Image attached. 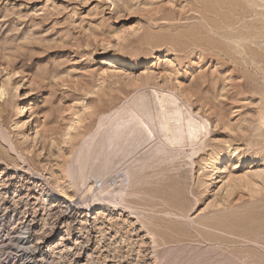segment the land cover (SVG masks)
Masks as SVG:
<instances>
[{"label": "rangeland", "instance_id": "rangeland-1", "mask_svg": "<svg viewBox=\"0 0 264 264\" xmlns=\"http://www.w3.org/2000/svg\"><path fill=\"white\" fill-rule=\"evenodd\" d=\"M117 111L172 129L97 178ZM0 264H264V0H0Z\"/></svg>", "mask_w": 264, "mask_h": 264}, {"label": "bare ground", "instance_id": "bare-ground-1", "mask_svg": "<svg viewBox=\"0 0 264 264\" xmlns=\"http://www.w3.org/2000/svg\"><path fill=\"white\" fill-rule=\"evenodd\" d=\"M113 60V59H112ZM132 66H136L135 63H132ZM20 85V84H19ZM19 88V87H18ZM180 99V98H179ZM184 103V102H183ZM187 106V105H186ZM191 111V110H190ZM118 113V111H117ZM170 113L172 114H175V115H178V116H181L183 115L182 112L180 111V109H175L173 111H171ZM122 115V114H121ZM191 115L195 116L199 121V124L200 126L204 129L206 128V123L207 121L200 118L199 116L197 115H194L191 111ZM122 116H120V113L116 114L114 118H111V119H107L104 120L103 122V125L106 127L108 125L106 124H109V126L107 127V131H103L105 132V136L103 138H100L101 140H98V141H101V144H100V151H99V154L100 152H102L101 154H103V164L99 170V172H97V175H94L93 173V176H96L97 178H101L103 176H105L107 174V172H109V170L111 171V167L114 166L112 165V159L115 158V161L117 160L116 157L120 154V153H123V152H127L130 154L131 151H135L134 148L136 147H139L140 145H142L144 142H147V141H150V140H154L155 137L161 132L163 133L161 137H164L167 136V132L169 133L170 130L172 129L171 128V125L169 124V122L166 120V121H160L158 125H155L151 120H148V119H144L142 117H140L136 112L132 111L130 113V119L128 120H123V121H120ZM172 117V116H171ZM194 117V118H195ZM108 118V117H107ZM191 118V116H189V119ZM125 119V118H124ZM195 119V120H197ZM122 120V119H121ZM193 120V119H192ZM109 122V123H108ZM189 124V123H188ZM208 124V123H207ZM103 128V127H102ZM208 129V128H207ZM206 129V130H207ZM205 130V131H206ZM100 131V130H99ZM179 131V136L181 137L182 136V133L183 131L182 130H178ZM196 133V129L192 126H189V129H188V134L193 137ZM100 133H96L92 136H90L86 142H85V145H86V148L84 150H80L78 152V154L75 156V159H74V162H72V166H71V170L74 171L75 175H77L78 177H80V181H82L83 183H86V181L89 179V174L90 171L92 168H93V164L96 163L97 159L99 158L98 157V154H96V156L93 155V147H94V143L96 142L97 140V137L99 136ZM170 135V134H169ZM178 135V134H176ZM208 135V134H207ZM184 136V135H183ZM100 137V136H99ZM174 137L176 138V136L174 135ZM4 138V137H3ZM154 138V139H153ZM165 139V137L163 138ZM192 139V138H191ZM196 139V138H195ZM157 140V139H156ZM161 140V139H159ZM175 140V139H174ZM7 141V140H6ZM180 141V140H179ZM157 142V141H156ZM167 143V141H165ZM170 142V141H169ZM172 142V141H171ZM161 143V142H160ZM159 143V144H160ZM158 144V143H157ZM178 144V143H177ZM10 145H12L10 143ZM145 145V144H143ZM142 145V146H143ZM155 146L156 148V144H152ZM154 146H151V147H154ZM160 146V145H158ZM157 146V148H158ZM162 146V145H161ZM141 147V146H140ZM139 147V148H140ZM146 147V146H145ZM12 148V147H11ZM130 148V150H129ZM138 148V149H139ZM82 149V148H81ZM154 149V148H153ZM159 149V148H158ZM156 149V150H158ZM161 150V149H160ZM126 155H129V154H126ZM125 155V156H126ZM121 156V154L119 155ZM124 156V155H123ZM121 157L122 159L124 157ZM22 157V156H21ZM128 157V156H126ZM100 159V158H99ZM125 159V158H124ZM117 162V161H116ZM121 161H119L120 163ZM114 163V162H113ZM117 163V164H119ZM116 164V165H117ZM91 168V169H90ZM9 168L8 167H4L2 168V171L1 173H6L7 170ZM12 169V168H11ZM17 170L19 168H16ZM21 170V168H20ZM126 170V169H125ZM24 172V170H23ZM71 172V171H69ZM93 172V171H92ZM33 175L34 173L31 172ZM138 173L135 169L133 168H127V170L121 174V176L123 177L122 178V183L123 186H126L129 184V182H131V176L133 177L134 174ZM16 174V173H15ZM26 174V173H25ZM29 174V173H28ZM73 174V172H72ZM72 176V175H71ZM91 176V175H90ZM135 176V175H134ZM22 177V176H21ZM35 177V176H34ZM92 177V176H91ZM43 181V180H42ZM96 181V180H95ZM82 183V184H83ZM85 185V184H83ZM87 185V183H86ZM99 186V185H98ZM129 186V185H128ZM83 187V186H82ZM95 187V186H94ZM124 188V187H123ZM44 189V188H43ZM46 190V189H45ZM91 190V189H90ZM119 190V189H117ZM125 190V189H124ZM17 188L16 189H13V196L12 198L15 199V197L17 196L16 193H17ZM95 191V190H94ZM100 191H103L100 190ZM46 192V191H45ZM49 192V191H48ZM4 193V192H3ZM5 193H7V191H5ZM125 194V193H124ZM5 195V194H4ZM11 196V194H10ZM65 194L64 192L60 191V190H54L52 191L51 193H48L46 195H43L42 198L45 201H48V198L46 197H51V200H61L62 198H64ZM6 197H7V194H6ZM96 197V196H95ZM70 198V197H69ZM99 200V198L97 199ZM69 201V200H68ZM3 202V201H2ZM19 202V201H18ZM71 202V201H70ZM6 203V202H4ZM69 203V202H68ZM73 203V202H72ZM117 203V202H116ZM112 201H109L107 203L105 202H101V205L98 206L99 204L98 203H93L92 205H89V204H86V208L83 209L85 211V222L88 224L89 222V218L91 217V214H93V212H96L100 209H104V210H108V211H114V210H117L120 205L119 204H116ZM3 204V203H2ZM56 204V203H55ZM54 204V205H55ZM80 204V203H79ZM18 205V204H17ZM57 206V205H56ZM61 206V205H60ZM69 206L70 208L72 207L71 204L69 203ZM18 207V206H17ZM43 207V206H42ZM45 207V206H44ZM122 208H124L122 206ZM120 209V208H119ZM126 209V207H125ZM121 210V209H120ZM70 211V210H69ZM47 220V219H46ZM44 224H47L46 222ZM48 226V225H47ZM30 224H27L25 225V231H24V234L27 235L29 234L30 232ZM54 230V228H53ZM67 231V230H66ZM40 233V232H39ZM52 233V232H51ZM23 234V233H22ZM70 232L68 230V233L65 234V235H60L61 238L59 239V242L55 245V246H52L50 248V251L54 253V251L59 247V246H62L63 243H65L67 240H69V236H70ZM52 235V234H51ZM29 236V235H28ZM25 237V236H24ZM34 237V236H33ZM36 237V236H35ZM34 237V238H35ZM41 238V237H40ZM28 240V239H27ZM31 240V239H30ZM35 240H38V239H35ZM31 242V241H30ZM48 251V253L50 252Z\"/></svg>", "mask_w": 264, "mask_h": 264}]
</instances>
